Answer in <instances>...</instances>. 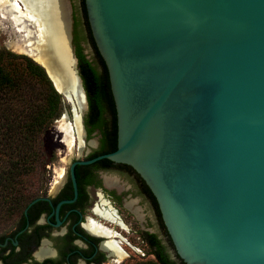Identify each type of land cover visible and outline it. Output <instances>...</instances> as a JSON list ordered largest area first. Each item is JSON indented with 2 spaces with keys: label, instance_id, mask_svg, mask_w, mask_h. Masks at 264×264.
<instances>
[{
  "label": "water",
  "instance_id": "water-1",
  "mask_svg": "<svg viewBox=\"0 0 264 264\" xmlns=\"http://www.w3.org/2000/svg\"><path fill=\"white\" fill-rule=\"evenodd\" d=\"M67 1L66 34L56 30L51 42L33 25L28 39L44 63L31 59L62 98L81 91L88 109ZM85 6L109 73L118 147L79 164L132 167L184 264H264V0Z\"/></svg>",
  "mask_w": 264,
  "mask_h": 264
},
{
  "label": "flooded vegetation",
  "instance_id": "flooded-vegetation-1",
  "mask_svg": "<svg viewBox=\"0 0 264 264\" xmlns=\"http://www.w3.org/2000/svg\"><path fill=\"white\" fill-rule=\"evenodd\" d=\"M102 106V117L88 118L89 105L84 111L86 136L68 168L49 183L44 175L40 192L0 219V264H125L144 251L158 262L157 242L177 259L158 201L132 167L108 159L79 164L117 150L118 120L111 104ZM47 162L55 168L54 153Z\"/></svg>",
  "mask_w": 264,
  "mask_h": 264
},
{
  "label": "trees",
  "instance_id": "trees-1",
  "mask_svg": "<svg viewBox=\"0 0 264 264\" xmlns=\"http://www.w3.org/2000/svg\"><path fill=\"white\" fill-rule=\"evenodd\" d=\"M82 4L87 36L102 68L99 72L87 58L76 23L74 47L90 108L88 118L102 117L103 103L111 104L117 118L108 69L92 35L85 0ZM65 107L64 98L40 65L27 55L0 51V219L13 214L42 189L47 157L42 153V137L63 117ZM155 253L158 264H184L177 255L170 260L159 242Z\"/></svg>",
  "mask_w": 264,
  "mask_h": 264
},
{
  "label": "bare ground",
  "instance_id": "bare-ground-1",
  "mask_svg": "<svg viewBox=\"0 0 264 264\" xmlns=\"http://www.w3.org/2000/svg\"><path fill=\"white\" fill-rule=\"evenodd\" d=\"M68 9L67 0H0V27L9 35L7 46L43 64V59L34 53V49H31L32 44L28 39L32 29L37 28L33 25L39 23L40 29L48 31V41L57 40L58 33H55L56 30L60 29L64 35L66 34L69 19ZM43 47L47 48L46 44ZM58 86L62 91L63 84L58 82ZM63 98L65 106L67 103L71 106V115L66 106L64 115L59 121V128L64 135V143L72 151L76 141L78 139L82 141L86 134L83 121L87 105L81 91L78 95L75 94V90L70 91V96ZM82 146L81 143V149ZM107 182L115 184V181L110 178L107 179ZM135 212L138 211L135 210Z\"/></svg>",
  "mask_w": 264,
  "mask_h": 264
},
{
  "label": "rangeland",
  "instance_id": "rangeland-1",
  "mask_svg": "<svg viewBox=\"0 0 264 264\" xmlns=\"http://www.w3.org/2000/svg\"><path fill=\"white\" fill-rule=\"evenodd\" d=\"M70 3L72 6V10H73V18L75 20L74 21V31H75V24L77 23L79 30L82 34L81 45L84 48V52L87 58L96 67V69L99 72H101L102 71L101 64L87 36L86 22H85V15L83 11L82 0H70ZM73 35H74V32H73ZM8 42H9V35H7L5 31L2 29V27H0V51H8L10 53H13L19 56L26 55V54L22 55L23 53H19L11 49L9 46H7ZM66 106H67L69 114L71 115V111H70L71 106L69 105V103H67ZM61 119H59L58 121H55L52 125H50L47 132L42 137V140L44 142V147H45L42 153H44L47 156L46 159H44L45 161L44 168H45L46 178L48 179V183L53 180V176H56L54 180L58 179V176L62 174V170L68 168L70 159L74 157V155L71 153V150L66 146V144L63 141L64 135L59 128L60 127L59 121H61ZM51 153H54V156L57 162L55 165V168L53 167L50 168L51 163L47 162V159H49V155ZM61 159H64V161H60ZM53 169H55L57 172L55 173ZM139 247L143 249L145 248L142 246H139ZM144 252L146 254L145 256L136 254L138 256L137 258L129 259L125 264H158L154 256H152L150 253L146 251Z\"/></svg>",
  "mask_w": 264,
  "mask_h": 264
}]
</instances>
